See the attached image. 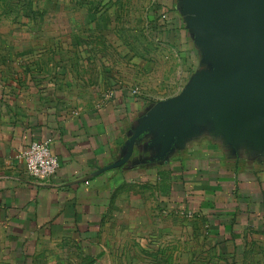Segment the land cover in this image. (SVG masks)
I'll return each mask as SVG.
<instances>
[{"label":"crops","instance_id":"obj_1","mask_svg":"<svg viewBox=\"0 0 264 264\" xmlns=\"http://www.w3.org/2000/svg\"><path fill=\"white\" fill-rule=\"evenodd\" d=\"M123 2L145 12L143 25L150 22V39L161 44L149 56L183 61L182 92L203 67L178 0H112V9ZM5 81L0 264H170L173 234L196 251H217L216 258L228 247L233 264H264V154L229 149L204 129L160 158L145 133L132 156L112 168L142 119L165 100L139 98L119 85L98 108L67 109L42 99L33 82ZM43 141L60 168L38 182L19 156Z\"/></svg>","mask_w":264,"mask_h":264},{"label":"rangeland","instance_id":"obj_2","mask_svg":"<svg viewBox=\"0 0 264 264\" xmlns=\"http://www.w3.org/2000/svg\"><path fill=\"white\" fill-rule=\"evenodd\" d=\"M111 3L0 0V86L5 79L23 87L33 82L42 99L80 110L102 106L119 85L149 101L178 95L186 81L183 61L166 54L149 56L161 44L150 39V22L143 25L141 18L145 12L130 2L121 9H112ZM179 237L173 234L170 264H233L234 250L227 247L216 258L217 251H196ZM126 253L134 258L136 251Z\"/></svg>","mask_w":264,"mask_h":264},{"label":"water","instance_id":"obj_3","mask_svg":"<svg viewBox=\"0 0 264 264\" xmlns=\"http://www.w3.org/2000/svg\"><path fill=\"white\" fill-rule=\"evenodd\" d=\"M178 10L203 69L147 113L112 168L145 133L160 158L204 129L229 149L264 154V0H178Z\"/></svg>","mask_w":264,"mask_h":264},{"label":"built area","instance_id":"obj_4","mask_svg":"<svg viewBox=\"0 0 264 264\" xmlns=\"http://www.w3.org/2000/svg\"><path fill=\"white\" fill-rule=\"evenodd\" d=\"M28 175L38 182H45L56 175L59 159L52 153L49 141L35 142L20 156Z\"/></svg>","mask_w":264,"mask_h":264}]
</instances>
